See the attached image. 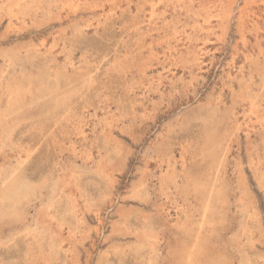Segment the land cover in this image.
I'll return each instance as SVG.
<instances>
[{"label": "rangeland", "instance_id": "374dc122", "mask_svg": "<svg viewBox=\"0 0 264 264\" xmlns=\"http://www.w3.org/2000/svg\"><path fill=\"white\" fill-rule=\"evenodd\" d=\"M0 264H264V0H0Z\"/></svg>", "mask_w": 264, "mask_h": 264}, {"label": "bare ground", "instance_id": "6f19581e", "mask_svg": "<svg viewBox=\"0 0 264 264\" xmlns=\"http://www.w3.org/2000/svg\"><path fill=\"white\" fill-rule=\"evenodd\" d=\"M21 9V8H20ZM243 22V21H242ZM209 24V23H208ZM244 25V24H243ZM245 38V37H244Z\"/></svg>", "mask_w": 264, "mask_h": 264}]
</instances>
